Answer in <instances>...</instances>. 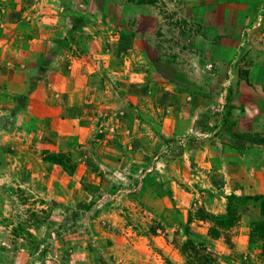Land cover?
Instances as JSON below:
<instances>
[{"label":"rangeland","instance_id":"obj_1","mask_svg":"<svg viewBox=\"0 0 264 264\" xmlns=\"http://www.w3.org/2000/svg\"><path fill=\"white\" fill-rule=\"evenodd\" d=\"M130 2L139 0H0V264H264L255 231L264 180L237 172L228 184L203 174L187 135L160 127L170 104L160 119L150 101H132L131 122L146 125L130 134L104 118L93 126V102L81 103L76 90L62 114L54 108L51 72L68 73L93 41L88 25L106 24ZM176 77L187 86L184 71ZM225 124H215L214 144L248 139ZM202 128L197 138L211 126Z\"/></svg>","mask_w":264,"mask_h":264},{"label":"crops","instance_id":"obj_2","mask_svg":"<svg viewBox=\"0 0 264 264\" xmlns=\"http://www.w3.org/2000/svg\"><path fill=\"white\" fill-rule=\"evenodd\" d=\"M159 1L173 11L171 19L164 18ZM123 7L106 24L88 25L93 41L74 56L68 73L51 72L59 81L53 93L59 96L58 114L76 90L81 103L89 97L93 102V126L100 128L104 118L112 130L130 134L146 125L134 115L131 122L125 108L132 101H150L160 119L170 104L160 127L187 135L188 152L203 174H219L228 184L237 172L264 180V0H158ZM179 71L185 72L186 87L176 77ZM217 122L220 128L229 122L236 137L248 139L214 144ZM147 125L160 132L156 122ZM210 126L203 138L196 137L200 127ZM184 161L179 165L187 166Z\"/></svg>","mask_w":264,"mask_h":264},{"label":"trees","instance_id":"obj_3","mask_svg":"<svg viewBox=\"0 0 264 264\" xmlns=\"http://www.w3.org/2000/svg\"><path fill=\"white\" fill-rule=\"evenodd\" d=\"M147 1H148V2H154L155 0H139L140 3H142V2H147ZM232 196L235 197V195H232ZM232 196H231V197H232ZM231 197H230V198H231ZM258 198L261 200V207H262L261 212H262V215H264V197L261 195V196H259ZM224 220H225V219H224ZM226 226H230V223H227ZM213 230H214V232H215V233H214L215 236H218V231H217L216 229H213ZM255 231H257L261 236L264 237V221H262V222H258V223L255 224ZM186 232H187V235H188V236H195L194 233H192V232L190 231V228H189V227L186 228ZM187 243L192 244L191 239L188 240ZM200 244H201V246L203 245V247H204V246H206L207 242H206V240H202V241H200Z\"/></svg>","mask_w":264,"mask_h":264}]
</instances>
